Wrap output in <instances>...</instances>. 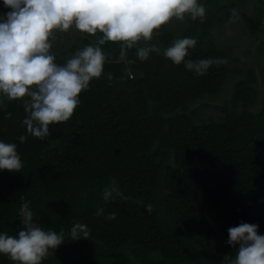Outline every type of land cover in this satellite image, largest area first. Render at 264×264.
Instances as JSON below:
<instances>
[{
	"label": "trees",
	"instance_id": "trees-1",
	"mask_svg": "<svg viewBox=\"0 0 264 264\" xmlns=\"http://www.w3.org/2000/svg\"><path fill=\"white\" fill-rule=\"evenodd\" d=\"M198 3L206 8L203 22L173 18L138 46L163 50L194 38L185 61H227L203 76L183 62L175 65L163 51L140 61L133 48L127 59L136 62L127 64L119 61L120 43L107 42L101 46L107 56L101 77L79 95L72 117L51 124L43 139L23 126V100L0 94V142L16 144L23 164L19 172L0 170V234L18 237L19 209L28 202L44 230L64 229V242L41 264H228L239 248L226 243L229 228L256 224L264 236V88L259 92L247 68L234 80L230 98L214 105L216 118L196 117L195 105L218 93L237 70L232 47L218 43L216 30L236 22L248 0ZM250 3L248 17L258 25L264 0ZM9 11L1 2L0 17ZM76 38L71 53L97 39ZM66 51L52 45L50 54L64 65ZM109 186L121 195L105 202ZM113 213L115 219H107ZM76 223L87 225L88 238H69ZM0 264L16 262L0 254Z\"/></svg>",
	"mask_w": 264,
	"mask_h": 264
},
{
	"label": "clouds",
	"instance_id": "clouds-1",
	"mask_svg": "<svg viewBox=\"0 0 264 264\" xmlns=\"http://www.w3.org/2000/svg\"><path fill=\"white\" fill-rule=\"evenodd\" d=\"M10 8L0 17V94L8 101L23 100L27 117L23 126L32 136L43 139L49 135V126L68 121L80 103L79 95L89 88L94 78L101 77L107 59L102 47L107 42H119V61L128 60V51L135 48L136 57L147 61L150 54H160L175 65L182 62L185 68L203 76L214 64L226 60H187L189 49L196 46L194 38H182L172 46L161 49L156 44L138 46L149 42L154 31L173 18L184 21L189 16L203 22L206 8L198 0H3ZM236 16V10H232ZM75 28L81 34L97 37L95 44L84 46L64 65L55 63L50 54L51 40L55 33ZM99 34V35H98ZM112 80L111 73L107 76ZM28 97V99H24ZM2 103V101H0ZM10 115V114H9ZM24 143L26 136L18 137ZM14 143L0 142V170L19 172L22 161ZM121 193L113 186L103 190L105 202L115 200ZM142 203V202H141ZM151 214L153 205H145ZM98 208L96 215L103 214ZM22 229L18 237L0 234V254L16 264H41L65 240L64 229L59 234L44 230L34 221L29 203L19 209ZM107 219H115L110 214ZM227 244L239 245L234 259L228 264H264V236L258 234V225L242 223L228 229ZM86 224L76 223L69 238L78 240L89 237Z\"/></svg>",
	"mask_w": 264,
	"mask_h": 264
},
{
	"label": "rangeland",
	"instance_id": "rangeland-1",
	"mask_svg": "<svg viewBox=\"0 0 264 264\" xmlns=\"http://www.w3.org/2000/svg\"><path fill=\"white\" fill-rule=\"evenodd\" d=\"M1 2L3 0H0ZM251 7L250 0H248L247 7L242 10L240 18L236 22L216 30L218 43L232 47L233 55L237 58L233 65L237 67V70L229 74L218 93L196 101V117L198 118H216L219 115V110L214 105L223 103L230 98L234 80L242 76L247 68L253 69L259 92L264 88V17L260 24L254 25L248 17ZM77 35L81 36L82 34L74 27L67 32L57 31L55 39L51 40V43L59 51L67 50L66 52L71 58L75 53L68 51V47L72 43L79 45Z\"/></svg>",
	"mask_w": 264,
	"mask_h": 264
}]
</instances>
